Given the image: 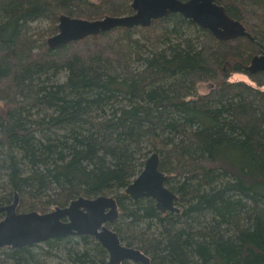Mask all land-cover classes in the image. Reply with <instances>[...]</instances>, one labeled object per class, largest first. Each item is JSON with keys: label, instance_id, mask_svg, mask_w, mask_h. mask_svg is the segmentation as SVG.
I'll use <instances>...</instances> for the list:
<instances>
[{"label": "trees", "instance_id": "obj_1", "mask_svg": "<svg viewBox=\"0 0 264 264\" xmlns=\"http://www.w3.org/2000/svg\"><path fill=\"white\" fill-rule=\"evenodd\" d=\"M125 1L0 0L1 142L10 150L24 152L32 164L37 163L38 156L50 162L47 182L58 185L57 196L65 202L63 206L80 188L95 192L125 184L136 166L143 140L151 142L148 152L162 149L157 147L158 139L169 142L178 151V159L187 163L182 164L187 168L182 175L188 179L184 183L192 187L189 212L194 216L204 212L217 227L237 224V216L250 213L246 214V228L227 237L218 230L186 234L182 229L173 234L168 230L166 243L157 248L162 254L154 261L165 257L184 264H264V130L260 128L264 115L256 119L253 104L245 99L235 103L230 93L208 95L199 102L183 100L196 74L214 70L218 86L225 85L224 69L237 64L249 66L252 57L264 50V0H217L251 37L223 41L202 28L197 48L191 42L167 48L163 42L171 30L156 33L157 28H149L158 19L143 27L145 42L130 38L122 45L110 30L70 42L59 57L46 40L35 45L28 35L29 23L41 18L49 21L53 35L62 13L88 19L130 13L131 0L123 8L116 6ZM168 16L176 21L184 19L177 13ZM156 43L165 47L156 52L146 47L153 48ZM58 64L68 69L67 80L62 83L51 80V70L56 71ZM180 97L182 100L175 102ZM28 105L53 110L44 115L42 125L38 120L27 124L22 110L28 113ZM196 107H203L202 111ZM249 117L251 121H247ZM195 124L200 126L198 131L193 130ZM58 126L64 132L55 143L41 149L31 144L33 130L56 133L53 129ZM188 133L193 140L189 137L186 144L175 146V137ZM12 166L16 189L23 181L41 177L39 173L19 177L17 167ZM241 168L248 169L251 176L242 174ZM217 170L234 173L237 182L223 184ZM251 189L263 196L260 202L254 199V215L246 198ZM146 212L152 215L155 211L147 206ZM15 254L17 264H41L26 246L17 248ZM76 261L83 262L80 258Z\"/></svg>", "mask_w": 264, "mask_h": 264}, {"label": "rangeland", "instance_id": "obj_2", "mask_svg": "<svg viewBox=\"0 0 264 264\" xmlns=\"http://www.w3.org/2000/svg\"><path fill=\"white\" fill-rule=\"evenodd\" d=\"M127 1L128 0L122 5L117 3L116 6L123 8L126 6ZM28 27V35L32 37L35 45L41 44L43 40H46L52 35L50 34V23L44 18L30 22ZM151 27L155 29L157 28L155 30L156 33H160V31L163 33L165 29L171 30L170 37H166V41L163 42V44L165 43V45H167V48H171L177 43L186 45V43L191 42L196 48L201 44L203 34L202 27L195 22L193 23V21L191 23L189 19L184 18L176 21V18L167 15L154 21L149 28ZM145 31L146 30L143 26H136L133 28L117 27L113 29V34L111 36L115 41L118 40L121 42L122 45H125L130 38L136 39L138 42L142 43L145 42L144 40L147 37V32ZM181 33L184 35H180ZM68 46L69 43L52 48V50H55L59 57L65 54ZM146 47L156 52L165 46L157 44L152 48V46L146 44ZM167 52H170L169 49ZM257 54L259 53H256L255 55ZM112 60L114 59L111 58V61ZM55 62L61 61L56 60ZM57 67L59 68H57L56 71H54V69L51 70L52 75H54L51 80L58 83L65 82L68 76L67 67L63 66V64H58ZM117 72L118 70L116 73ZM223 72H227L224 76V82L227 83L225 85L228 86L229 84L232 87H225V85L218 86V73L216 74L214 70H205L201 72L200 75L196 74L194 76L192 87L187 91L183 100L199 102L206 96L210 97L208 95L214 94L216 97L217 93L218 95L230 93V95L235 98V103L236 100L245 99L253 104L252 106L255 107L256 110L255 118L261 119V114L264 115V70H249L247 66L245 67L243 64H237L233 69H224ZM222 86L224 88H222ZM181 100L182 98L180 97L175 102L178 103ZM205 100H208L209 102L212 98H206ZM26 107H30V105ZM202 108L203 107H196L195 109L202 111ZM51 109L53 110V108H46L45 106H40L39 108H32L31 106L28 111L29 114L22 110V116L26 115V123L29 122V124H32L34 120H38L42 125L44 115L51 112ZM225 109H230V106ZM108 113V118L112 117L111 112L108 111ZM198 115L200 116V114ZM251 117H249L247 121H251ZM197 124L193 126L194 131L200 129V126ZM260 128L264 130V123H260ZM53 130H55L54 132L56 133H53L50 129L33 130L30 134L32 140L31 144L38 149L43 148L45 144L52 145L64 132L61 126L55 127ZM43 134H49L52 135V137L44 138ZM188 134L189 135L182 136L181 138L180 136L175 137V134H173L176 138V140L175 138L174 140L177 142L174 143L175 146H177L178 143H180L181 146L186 144L189 137L192 138L190 133ZM150 143L151 142H147V140H143V143L136 154V166L134 170L128 174L124 181L125 184L122 183L118 186L102 187L95 192L87 190L86 187L80 188L66 201L68 204L71 200L76 199L79 196L93 198L98 195H106L114 198L117 214L112 220L104 221L103 226L116 234L121 245L139 250L146 258V261H134L127 258L121 260L118 264L182 263L181 261L169 262L165 257L157 262L153 259L154 257L157 259V257L161 256L162 253H160L159 246L166 243L168 239L166 232L168 230L171 232L170 234L181 229L185 234L191 231L203 233L218 230L224 237H227L228 235H233L238 230H244L246 228L248 224L246 214L250 213L247 211L246 214H243L242 212L240 216H237V218L234 219L237 224L231 222L229 224H220V227H217V225L212 223L211 220H208V217L203 215L204 212L197 216H194L192 211L189 212L187 207L190 205V197L193 194H191L192 187L189 186V183H184V181H188V179L182 175L187 170V168L182 165L187 164L186 161L178 159L180 158L179 154L176 153L178 151L174 150V145H170L169 142L164 144L158 139L156 142L157 147L162 149H153L152 152H148ZM11 149L12 150L4 145L0 139V207L12 203L15 200V195H17V212L34 210L43 213L52 210L57 206H63L65 202L60 200L57 196L58 190L56 188L58 185L52 181L47 182V169L51 168L50 162H44L43 157L38 156L36 159L37 163L32 164L29 158L25 156L24 152L17 148ZM153 152H156L157 154V169L165 175L163 186L175 196L173 199V206L177 208L175 211L161 212L157 209L156 201L152 197L140 196L133 198L125 192L126 186L141 172L146 159ZM12 164L17 167L16 173L19 177L30 176L33 173H39L41 177L34 181H23L19 186V189H16L11 178L12 172L10 166ZM240 170L242 174L245 173L248 176H251V172H248V169L244 170V168H241ZM217 172L221 177L219 181L223 184L225 182H237L236 176L233 175L234 173L230 174L227 171H225L227 172L225 173L221 170H217ZM251 190L252 193L249 195L250 197L246 198L253 206L251 213L253 212L252 214L254 215L257 213L255 211L256 202L254 199L260 202L259 200H261V197L264 195L262 196L259 192L256 193V190L254 189ZM247 191H249V189ZM147 206L155 211L154 214L150 215L146 212ZM3 215L4 212L0 211V219ZM4 247L0 249V264H17V261H15V256H18V254H15L17 248L12 251L10 250L11 247ZM26 247L28 248L30 255L35 257L36 262H40L41 264H105L109 260V252L107 251V248L94 235L87 233L75 232L62 237H53ZM77 258H80L83 262H77ZM30 263L34 264L32 261Z\"/></svg>", "mask_w": 264, "mask_h": 264}, {"label": "water", "instance_id": "obj_3", "mask_svg": "<svg viewBox=\"0 0 264 264\" xmlns=\"http://www.w3.org/2000/svg\"><path fill=\"white\" fill-rule=\"evenodd\" d=\"M130 8V13L105 15L97 19L62 13L58 17V31L49 36L46 43L50 48H56L117 27L149 26L153 20L172 13L192 20L218 40L251 37L217 0H131ZM247 68L264 70V50L252 57ZM164 178L165 175L157 169V154L153 152L146 159L141 172L126 186L125 192L133 198L152 197L161 212L175 211V196L163 186ZM16 203L17 195L12 203L0 207V211L4 212L0 219V247L18 248L75 232L87 233L94 235L107 248L109 260L105 264H118L127 258L146 261L139 250L121 245L116 234L103 226L104 221L112 220L117 214L116 203L110 196H79L65 206H57L43 213L34 210L17 212Z\"/></svg>", "mask_w": 264, "mask_h": 264}, {"label": "bare ground", "instance_id": "obj_4", "mask_svg": "<svg viewBox=\"0 0 264 264\" xmlns=\"http://www.w3.org/2000/svg\"><path fill=\"white\" fill-rule=\"evenodd\" d=\"M152 23V22H151ZM144 27H146V26H144Z\"/></svg>", "mask_w": 264, "mask_h": 264}, {"label": "flooded vegetation", "instance_id": "obj_5", "mask_svg": "<svg viewBox=\"0 0 264 264\" xmlns=\"http://www.w3.org/2000/svg\"><path fill=\"white\" fill-rule=\"evenodd\" d=\"M18 248H20V247H18Z\"/></svg>", "mask_w": 264, "mask_h": 264}]
</instances>
